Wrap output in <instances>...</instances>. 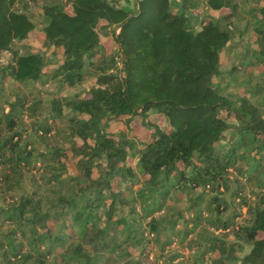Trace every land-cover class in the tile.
Wrapping results in <instances>:
<instances>
[{
    "label": "trees",
    "instance_id": "16d2710c",
    "mask_svg": "<svg viewBox=\"0 0 264 264\" xmlns=\"http://www.w3.org/2000/svg\"><path fill=\"white\" fill-rule=\"evenodd\" d=\"M134 1L0 0V94L13 98L0 102V198L17 194L0 208V264L51 256L54 264H143L155 245L166 252L172 234L181 245L195 234L187 250L202 253L192 264L215 253L209 264H264V87L229 93L220 70V55L248 33L258 48L245 47L243 65L264 67V0ZM38 2L36 23L28 9ZM37 26L45 51H23ZM101 35L116 53H105ZM89 80L84 96L40 97L50 82L62 90ZM122 119L127 129L136 119L148 136L105 132ZM55 135L62 143H50ZM27 177L37 190L24 189ZM181 195L186 205L176 210L169 203ZM239 242L250 246L241 259Z\"/></svg>",
    "mask_w": 264,
    "mask_h": 264
},
{
    "label": "rangeland",
    "instance_id": "374dc122",
    "mask_svg": "<svg viewBox=\"0 0 264 264\" xmlns=\"http://www.w3.org/2000/svg\"><path fill=\"white\" fill-rule=\"evenodd\" d=\"M46 3H49L48 0H45ZM42 3L38 2L36 4H33L29 9H28V13L31 17V19L38 23L39 18H40V14H41V6ZM120 6L122 7H127V8H134L135 5V1L134 0H129V3H125L122 2L120 3ZM253 6L252 4H249V7ZM67 11L70 12V8H67ZM225 12L224 11H210V14L214 17H218L220 15H223ZM246 18H249V16H246ZM244 25V22L239 23V27L240 29H242ZM118 32V31H117ZM254 33H248L246 34V36L244 37V39L241 41L238 38L233 39V43H232V48L231 50H226L224 53H222L220 55V63H221V72L224 73V76L222 78V85L225 89V91L229 92V93H236V95L239 96H244L247 95L248 96V91L254 90L256 89V87H264V67L260 66V67H256V68H250L247 66H244L243 63L245 61V59L243 58V55L245 53V47L249 46L250 49H255L257 50L258 45L257 43H254L253 41H250V38L254 37ZM100 41L104 47L105 53L107 55L110 54H114L117 51V47L116 44L114 43L112 37H104L103 35L100 36ZM21 47H24L23 51H31V52H44L45 48H43V35L40 31V27L37 26L36 30L30 34V36L21 44ZM47 53H51V51H46ZM57 60V58H55ZM61 60V59H59ZM119 60H117L118 62ZM118 67L121 68V65L118 63ZM54 68V66L48 68L46 71L52 70ZM92 81H87L85 82L83 85L81 86H77L74 87L72 89H62L58 87V85L55 82H50L48 85L44 86L41 88V95L40 97L42 98V100L47 103L49 102L51 99L53 98H57V97H64V96H72L74 94H78L81 93L82 95H86L87 94V90L89 89V87L91 86ZM8 87H12L13 88V83L12 82H8L7 83ZM0 102L4 103L5 100L8 101H12L13 98H11V92L8 95H2L0 94ZM83 95V96H84ZM259 99V98H257ZM2 106V105H1ZM0 106V107H1ZM8 111L7 108H5V113ZM222 117H224L227 122L229 123L230 127L233 128L234 125L236 124L234 122V119L232 117H227L226 113H221ZM26 123L28 124V120H26ZM133 125H135L133 128L131 129H127L126 127V123L125 120H110L109 122H107L106 126H105V132L110 135V136H115L117 137L120 133L122 132H127L129 131L130 136L134 137L136 139L142 140L145 137L148 136L149 132L145 129H143V127L141 126V123L139 121H137L135 119V121L132 123ZM60 126L63 125V123L59 124ZM160 126L162 128H168V124L166 122V120L161 119L160 120ZM27 131H26V136L27 139L29 141H31L34 144V147L39 149V150H44L45 149V144L40 141L29 129V127L27 126ZM232 129H230L229 131H227L225 133V136L230 137V134L232 133ZM54 140H51V144L56 142L62 143V139L61 136H57L55 135ZM58 140V141H57ZM77 142H80L79 140H77ZM69 143V142H67ZM67 143L65 144H59L62 145L64 147H67ZM226 142H222V144H224ZM129 165L134 166L135 165V161L132 160H128ZM68 165V175H73L75 176L76 171H75V162L73 160H68L67 162ZM29 177V176H28ZM27 179H23L22 182V186L24 187V189L27 192H32L34 190H37L36 185L32 182H30ZM199 191V190H197ZM16 192L10 193V194H6L4 199L0 198V208L4 207L7 208L8 204H12V198L11 197H16ZM188 197H185L184 195L180 196L178 198V202H174V204L172 202L169 203V205L175 206L176 210H181L185 208L186 205V199ZM232 209V208H231ZM230 209V211H231ZM245 211L246 209H242L241 212L243 214L242 218L240 221H245L247 219V217H245ZM164 216L163 213H161L160 215H158L157 217H161ZM185 218L186 219H190L191 218V214H185ZM184 225L180 224L178 226V229H182ZM59 224L56 226V230L58 229ZM189 227V226H188ZM10 228H14L13 225H5L3 230H7ZM199 229L196 230V232ZM217 234V233H216ZM195 234H193L192 236H189V238H187L183 244H179L180 239L182 238V236H176L174 234H172L170 236V245L167 247L166 252L163 254L160 251L159 246L155 245V249L152 253V260L147 258L143 264H163L164 263V259L173 253H180V255L182 257H180L179 259L175 260L172 264H192L193 263V259L198 258V256L202 253L201 251L199 252V250L196 252H188V248H187V244H188V239L194 237ZM149 236V235H148ZM221 237L223 238V236L221 235ZM205 238V236H201L200 239L203 240ZM151 239V237H147V240ZM229 242H234L235 239L233 237V235L229 234L228 235V240ZM241 247H242V251L237 252L236 256L241 259L244 257V255H246L249 250H250V246L243 243V242H239ZM144 245H142V247L136 248L134 251L132 252V255L134 257V259L138 258L140 255L139 253L141 252L142 248ZM168 251V252H167ZM192 254H195L193 256H191ZM218 254L215 253L213 255H207L205 257L204 260V264H209V261H212L211 258H217ZM47 264H54V259L53 257H49L48 258V262ZM236 264H240L239 261H237Z\"/></svg>",
    "mask_w": 264,
    "mask_h": 264
},
{
    "label": "built area",
    "instance_id": "2783aa9c",
    "mask_svg": "<svg viewBox=\"0 0 264 264\" xmlns=\"http://www.w3.org/2000/svg\"><path fill=\"white\" fill-rule=\"evenodd\" d=\"M148 258L152 260V253L150 254V256Z\"/></svg>",
    "mask_w": 264,
    "mask_h": 264
}]
</instances>
